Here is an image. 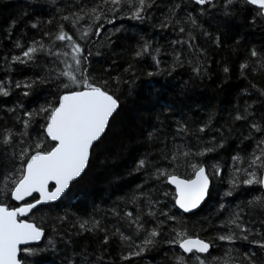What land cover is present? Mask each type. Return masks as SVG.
Here are the masks:
<instances>
[{
	"label": "snow or ice",
	"instance_id": "6c2138e0",
	"mask_svg": "<svg viewBox=\"0 0 264 264\" xmlns=\"http://www.w3.org/2000/svg\"><path fill=\"white\" fill-rule=\"evenodd\" d=\"M117 20L131 23L117 26ZM245 21L264 27V0H22L0 31V113L6 114L0 123V264H40L39 257L60 251L61 244L60 264H142L162 246L161 264H264V86L252 79L264 78V44H251L238 56L243 34L229 37L232 25ZM144 25L176 38L166 39L167 47L154 45L138 27ZM120 40L127 47L117 53ZM210 48L231 50L239 61L237 79L246 81L219 127L218 111L210 106L198 118L203 106L188 94L213 74ZM123 54L126 66L118 62ZM146 60L148 78L175 79L184 68L191 74L173 99L151 79L142 87L148 107L138 117L136 140L144 148L131 173H142L143 180L126 199L135 215L124 211L121 217L131 231L89 216L77 217L63 232L67 215L52 216L53 202L70 201L93 161L105 154L123 104L137 94V65ZM216 63L221 83L229 81L227 57L223 66ZM29 68L34 71L25 73ZM46 86L51 90L43 101L29 107L28 98ZM229 138L236 148L225 179L216 157ZM245 142L250 150L242 149ZM216 178L227 184L222 193ZM213 195L221 197L211 213L217 222L209 221L212 231L202 237L208 228L189 221ZM47 219L50 233L42 226ZM238 244L249 247L241 252ZM213 248L223 255H213Z\"/></svg>",
	"mask_w": 264,
	"mask_h": 264
},
{
	"label": "trees",
	"instance_id": "16d2710c",
	"mask_svg": "<svg viewBox=\"0 0 264 264\" xmlns=\"http://www.w3.org/2000/svg\"><path fill=\"white\" fill-rule=\"evenodd\" d=\"M22 3V0H0V31L7 27L11 22L13 17L17 13V5ZM130 21L127 20H117V26L128 25ZM24 25L20 24L16 27V32L18 33ZM105 27H112L111 25H106ZM142 27L147 38L153 41V44L168 45L165 44V40H171L175 37L174 33L169 32L167 36L154 30L149 25L138 26ZM136 29H131L129 36ZM234 33L243 34V43L241 45V52L238 56H243V48L255 44L260 46L264 44V27L256 26L253 27L249 25L247 21L243 24L232 25L229 33L231 37ZM33 34V30L28 29V36ZM15 38V35L13 36ZM0 42H3L0 39ZM230 42V39L228 40ZM121 46L127 47V44L123 41H117L115 47L117 53H120ZM209 53L212 59L209 62V68L212 71L211 78H205L203 82L196 81L188 90V94L193 101L199 102L203 109L197 113L198 118H204L205 112L211 106L214 107L218 113V119L215 121V126L219 127L227 119L228 111L231 105L235 103V93L242 87H245L246 81L237 79L238 72V59L234 56L232 51L229 49H220L218 51H213L209 49ZM227 57V61L230 62L231 67V79L227 82L221 83V73L217 69L216 61H221V66ZM129 59L127 54H123V58L118 62L124 64L125 61ZM167 59H170L168 57ZM102 63H96L94 65L97 72L102 71ZM126 66V64H124ZM151 61L146 60L137 65V75L139 79L137 80V94L135 97L129 96L128 102L123 104L120 115L117 118V127L113 129L111 137L109 139L107 149L105 154L99 156L93 161L92 167L89 170V174L84 181H82L76 187V195L69 201L64 200L59 203H55L56 206L53 209L51 215H67V221L61 227V231L67 232L71 230V221H74L77 217L80 219H88L92 216L94 219L99 220L102 226H112L115 230L119 228L126 234L131 230L126 226L125 221L121 219L123 212H131L135 215L137 209L133 204H126V199L131 196L133 191L136 189L138 184H141L143 180L142 173H131V169L134 166L135 159L137 158V153L143 151L144 145L137 142L136 137L141 135V130L138 124V117L148 105L144 101V93L142 91L143 85L151 79L154 83L156 89H160L161 85H164L165 98L173 99L179 95V90H181L182 85L185 80H187L191 74L190 69H177L174 73L175 79L172 77H146L145 73L151 71ZM34 69H24V72L31 74ZM13 79H23L20 75H13ZM0 79H4L3 69H0ZM252 79L257 83L258 86H264V78L252 77ZM166 80L169 83H166ZM51 90L50 86L42 88L36 95L28 98L26 103L29 107L34 106L33 102H42L45 94ZM243 103V101H241ZM11 106V105H9ZM6 114L0 113V123H3V118ZM11 120H9V125ZM227 133V129H225ZM239 133H237L238 135ZM211 135H217L213 129ZM207 139V136H205ZM244 150H250L251 145L245 142L241 146ZM236 148V142L229 138L228 145L226 149L220 153L217 159L221 162L222 172L225 179H227L229 174L228 165L231 164L230 156L234 154ZM183 174V169L180 170ZM131 173V174H130ZM216 186L217 193H222L227 184L216 178L213 181ZM258 194V193H257ZM248 197L238 195L237 199H247ZM220 195H213L208 198L207 204L203 206L201 211L197 216H194L189 221V226L193 223L204 224L208 228L207 232H199L202 237H207L212 229L208 226V222H217V217L212 216L211 213L216 207H218L217 202L220 201ZM226 200H231L234 204L236 200L232 198H226ZM116 208L119 211V216L114 215L109 209ZM123 210V211H120ZM31 218V217H30ZM37 223H41L40 219L37 218ZM52 220L47 219L43 223L46 233H50ZM196 234V233H193ZM87 238V234H85ZM45 242H47V235L44 237ZM227 247V246H225ZM241 252L249 247V245L238 244ZM60 251H49L43 256L39 257L40 264H60L61 258L63 256V245H59ZM166 249L162 246L161 250L151 251L146 254L142 264H161L164 258ZM178 251V249H177ZM213 255H223L221 249H210ZM235 255V253H233Z\"/></svg>",
	"mask_w": 264,
	"mask_h": 264
},
{
	"label": "water",
	"instance_id": "95a60500",
	"mask_svg": "<svg viewBox=\"0 0 264 264\" xmlns=\"http://www.w3.org/2000/svg\"><path fill=\"white\" fill-rule=\"evenodd\" d=\"M53 203H57V202H53Z\"/></svg>",
	"mask_w": 264,
	"mask_h": 264
}]
</instances>
